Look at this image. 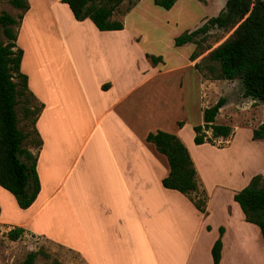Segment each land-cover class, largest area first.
Returning a JSON list of instances; mask_svg holds the SVG:
<instances>
[{"label":"rangeland","instance_id":"rangeland-1","mask_svg":"<svg viewBox=\"0 0 264 264\" xmlns=\"http://www.w3.org/2000/svg\"><path fill=\"white\" fill-rule=\"evenodd\" d=\"M44 1L31 0L33 11L22 26L20 27L19 23L17 28L19 35L17 46L26 50L24 71H20L30 74L34 96L41 97L50 104V108L40 117L39 133L41 132L40 135L44 138L46 146L43 154L46 163L39 162L38 170L41 176L42 172L49 174L58 183L69 165L74 160H78L65 188L69 189L74 178L79 180L74 187L75 195L83 199L96 183L101 198L99 192L101 165L106 163L104 159L106 144L100 138L99 129L85 141L93 124L86 115L84 98L70 72L65 53L70 51L68 54L72 56L80 75L90 63L89 60L76 56L77 48L70 42V38L67 39L65 36V43L61 38L57 39L60 34L56 33L53 26H49L51 22L45 20L37 25L36 20L39 15H48V2L54 5L62 4L67 8L60 0ZM150 1L152 8H145L142 14L137 11L132 13L127 21L128 26L135 24L137 27L142 46H145L152 55L161 56L162 61L157 65L164 64L162 67L167 70L162 72L166 74L157 76L153 80L155 84L159 82L167 84L171 90L161 93L155 99L154 107L157 108L151 119L158 118L162 122L171 124L174 130L172 133L177 134L185 146L187 144L186 147L195 165L198 188L204 191L206 201L210 195L211 218L209 215L203 217L190 198L181 192L183 203L173 200L170 206L166 204L167 207L159 204L149 205L144 213H141L140 218L135 217L133 211L130 213L127 211L133 208L124 206L120 207L121 210L117 214L124 218L126 227L136 232V246L142 264H170V262L210 264V248L213 239L219 237L218 224L224 220L231 234L227 244L230 247L229 264H264V242L260 230L254 224L244 221L247 224L242 225L236 220L238 218H233L243 214L232 198L233 193L246 184L250 175L264 176V139L251 138L252 129L264 121V102L243 97L242 85L238 79H214L213 73L207 70V65L211 63L207 60L209 51L227 39L234 28H212L207 35L200 38L198 49L201 54L194 60L189 59L190 53L196 48L194 43L181 46L173 44L175 36L199 27L207 18L218 14L224 8L226 0H176L170 9H163ZM128 5L130 0H124L117 6L114 20H122V14ZM1 11H6L15 17L19 14L9 0H0ZM68 33L69 30L66 31V34ZM82 49L83 41L80 52ZM188 60L191 66L188 65ZM195 62L199 63V68L192 67ZM139 63L142 67L148 62L142 58ZM212 63L216 68L218 67L217 62ZM220 96H224L227 102L222 111H219L216 122L232 126L229 141L228 138H216L213 144L209 142L195 144L193 125L202 123V110L213 104ZM38 98L36 100L42 103ZM60 98L70 104L74 115L69 120L64 116L55 124L52 104L60 101ZM17 112L19 127L29 133L25 145L35 152L36 147L32 142L35 140V134L31 131L30 122L23 120L19 108ZM179 121L182 123L181 126L178 125ZM148 124L152 128L156 122L151 121ZM110 130L117 131V128L110 126ZM207 133L209 135L210 131ZM122 143L128 142L122 139ZM78 151L81 153L76 157ZM88 163L91 166V175H88ZM41 181L39 180V184L45 182ZM47 187L44 185L45 190H49ZM4 195L8 202L13 204L12 208L23 213L24 209L18 207L14 196L0 188V197ZM64 197L61 192L57 195L59 203L66 205ZM184 197L188 199L187 206L184 205ZM118 200L123 204L127 202L122 192L118 193ZM141 208L136 207V209ZM7 211L9 214L13 213L8 208ZM228 215L232 216L230 223L226 219ZM206 220L217 227L206 230ZM13 227L19 225L7 222L0 207V264H22L30 251L37 252L33 264H85L83 259L68 247L49 238L26 232L24 228L18 238L10 239L7 232ZM143 227L148 230L149 244L147 242V246L141 248L143 239L140 233ZM206 227L210 228L208 225Z\"/></svg>","mask_w":264,"mask_h":264},{"label":"crops","instance_id":"crops-1","mask_svg":"<svg viewBox=\"0 0 264 264\" xmlns=\"http://www.w3.org/2000/svg\"><path fill=\"white\" fill-rule=\"evenodd\" d=\"M27 1L28 9L22 14L20 27L33 11L31 0ZM64 4L67 8L62 4L55 3L54 5L48 2V15H39L36 22L37 25L45 20L51 22L49 26H53L56 33L60 34L57 39L60 40L61 38L65 43V36L67 39L70 38V42L77 48L76 56L89 60V67L85 68L80 75L72 56L70 57L68 54L69 50L65 53L70 72L84 98L86 115L93 124L85 141L99 129L100 138L106 144L104 156L106 163L101 165L99 190L101 198L96 189V183L83 199H80L79 195H75L74 187L79 180L74 178L69 189L65 188L78 160H74L69 165L58 183L49 174L46 175L42 172L41 176L38 163H46L43 156L46 146L44 138L40 135L41 132L39 133L40 117L44 111L50 108V104L39 97L42 100L43 108L35 122V127L41 138L36 170L39 180L45 182L40 184L37 196L30 206L24 208L23 213L12 208L11 205L13 204L8 202L5 195L0 197L1 211L7 222L15 223L24 228L26 232L29 231L35 235L49 238L68 247L76 252L85 264H142L138 246H136V232L126 227L124 218L117 214L121 210L120 207L133 208L127 209V211L129 213L133 211L134 216L140 218L141 213H144L145 208L149 205L166 206L168 203L170 206L173 200L183 203V197L179 191L165 188L161 183V179L168 174L169 170L166 157L156 150L153 143L145 140V136L150 131L157 129L168 132L174 131L171 124L162 122L158 118L151 119L157 108L154 107L155 99L161 93L171 90L167 84L164 85L161 82L155 84L153 80L157 76L166 74L162 72L167 70L162 67L164 64L153 65L149 62L146 53L151 54V52L142 46L135 24L128 26L127 21L132 13L137 11L142 14L145 8H152V3L150 0H137L129 9L126 8L122 14L123 28L118 30H99L88 18L76 20L68 5ZM15 10L20 12L17 8ZM111 19H115V12L111 15ZM68 30L69 33L66 34ZM17 40L19 43L18 34L16 44ZM82 41L83 49L80 52ZM22 51L20 70L24 71L26 50L22 48ZM142 58L148 63L141 67L139 62ZM190 63L189 61V66H191ZM192 67H194V63ZM195 70L197 71V69ZM26 73V76L28 75V88L33 93L32 79L30 74ZM223 107L224 105L220 108L221 111ZM73 115L74 112L67 101L60 98V101L52 104V116L55 124L64 116L66 120H69ZM151 121L156 122L152 128L148 124ZM110 126H115L117 131L110 130ZM122 139L128 143H122ZM80 153L81 151H78L76 157H79ZM96 156L98 157V154ZM88 166V175H91L89 163ZM250 178L251 175L247 178L246 184ZM44 185L48 186L49 190H45ZM59 192L65 196L66 205L59 203L57 198ZM119 192L125 194L126 203H119ZM184 198V205L187 206L188 199ZM210 202L209 195L206 201V213L199 211L203 217L209 215L211 218ZM178 205L180 207V204ZM137 206L142 208L136 209ZM7 208L13 213H7ZM233 218H238L236 220L242 225L247 224L244 222V215ZM226 219L230 223L232 216L228 215ZM224 221L219 222L218 227L207 220L205 221L206 226H210V228L205 226V229L211 230L217 227L218 236L221 238L222 247L219 264H229L230 262V247L227 244L231 234ZM205 222H203L204 225ZM219 227H223L221 234ZM247 229L250 230V228ZM140 235L143 239L140 244L142 248L147 246L149 239L146 227L141 228ZM210 264H212V256Z\"/></svg>","mask_w":264,"mask_h":264},{"label":"trees","instance_id":"trees-1","mask_svg":"<svg viewBox=\"0 0 264 264\" xmlns=\"http://www.w3.org/2000/svg\"><path fill=\"white\" fill-rule=\"evenodd\" d=\"M66 3L76 20L88 18L99 30H118L123 21L111 19V15L123 0H61ZM137 0H130L129 9ZM176 0H152L163 9H170ZM20 10L17 17L0 12V187L10 192L19 208H27L34 201L40 189L36 171L38 149L41 138L35 127L36 119L43 104L29 90L27 76L20 71L22 49L17 46V28L23 12L28 9L27 0H9ZM234 28L232 34L212 48L207 65L214 79H238L242 85V96L264 102V0H226L218 14L207 18L199 27L184 31L173 39L174 46L194 43L196 48L189 55L194 60L201 51L198 49L200 38L212 28ZM146 57L156 65L161 56L146 53ZM212 62H217L216 68ZM199 68V63H194ZM224 96L202 110V123L194 124L193 142L213 144L216 138L226 139L232 134V126L217 123L216 116L225 104ZM17 108L22 118L30 122L35 134L32 141L36 151L26 147L28 131L19 127ZM178 125H182L179 121ZM207 131H210L208 135ZM252 139H264V121L254 127ZM145 140L153 143L156 150L163 154L168 163V174L161 179L165 188L177 190L187 195L194 206L205 212L206 195L198 188L196 170L185 144L174 133L157 129L150 131ZM202 191V192H201ZM193 194V195H192ZM194 196H197L196 198ZM233 200L240 207L244 219L258 226L264 241V176L254 174L248 183L234 192ZM223 231L219 227V233ZM22 227L9 229L10 239L18 238ZM222 242L220 236L213 242L210 252L212 264H219ZM36 251H30L22 264H33Z\"/></svg>","mask_w":264,"mask_h":264}]
</instances>
